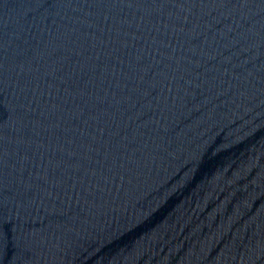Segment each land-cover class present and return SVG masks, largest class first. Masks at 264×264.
Here are the masks:
<instances>
[{"label": "water", "instance_id": "1", "mask_svg": "<svg viewBox=\"0 0 264 264\" xmlns=\"http://www.w3.org/2000/svg\"><path fill=\"white\" fill-rule=\"evenodd\" d=\"M0 264H264V0H0Z\"/></svg>", "mask_w": 264, "mask_h": 264}]
</instances>
